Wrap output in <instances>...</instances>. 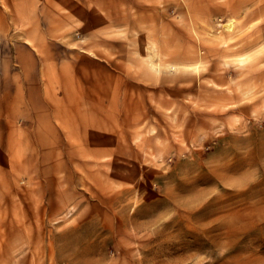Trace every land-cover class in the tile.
Listing matches in <instances>:
<instances>
[{
  "label": "rangeland",
  "instance_id": "1",
  "mask_svg": "<svg viewBox=\"0 0 264 264\" xmlns=\"http://www.w3.org/2000/svg\"><path fill=\"white\" fill-rule=\"evenodd\" d=\"M0 8V264H264V0Z\"/></svg>",
  "mask_w": 264,
  "mask_h": 264
},
{
  "label": "crops",
  "instance_id": "2",
  "mask_svg": "<svg viewBox=\"0 0 264 264\" xmlns=\"http://www.w3.org/2000/svg\"><path fill=\"white\" fill-rule=\"evenodd\" d=\"M15 1L16 2H22L24 0H15ZM18 6H19V3H17V5H15V7L12 9L13 12L17 11V13H14V15H12V17H15L20 22L22 21L25 24H27L29 22V19H28V21H27V19L24 20V17L29 18L30 16H32L30 14L31 12H28L29 14H26L25 10H22V11H21V9L18 10ZM10 17H11L10 14H7L4 10H2L0 8V28H2V25H1L2 18L4 19V18H10ZM29 24H30V22H29ZM62 26H63V24L58 28V26H56L52 23L46 24L44 32H46V33H53V32L58 33V32L62 31V29H61ZM41 29H42L41 25L34 24L33 26H30V28L26 29V31H25V37L26 38H25L24 43L26 45L24 47L26 48L27 51H29L32 54H33V52H32L33 49L34 50L37 49V52H40V50L42 48H45L46 45H48V43H46L45 40H43V38H42ZM10 96H12V94L0 95V114L11 113L14 111L15 108L11 109V107H10V104H11L10 103ZM14 98H15V96H14Z\"/></svg>",
  "mask_w": 264,
  "mask_h": 264
},
{
  "label": "bare ground",
  "instance_id": "3",
  "mask_svg": "<svg viewBox=\"0 0 264 264\" xmlns=\"http://www.w3.org/2000/svg\"><path fill=\"white\" fill-rule=\"evenodd\" d=\"M227 29H228V30H231V29H232V25H228V26H227ZM237 169H239V166H238V167H234V168H233V167H232V168H226L227 172H229V171H230V172H234V171H237ZM237 264H244V263H240V262H239V263H237Z\"/></svg>",
  "mask_w": 264,
  "mask_h": 264
}]
</instances>
